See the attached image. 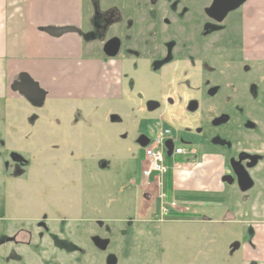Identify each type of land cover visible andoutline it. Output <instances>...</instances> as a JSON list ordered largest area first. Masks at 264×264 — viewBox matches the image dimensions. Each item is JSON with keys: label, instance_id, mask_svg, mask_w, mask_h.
Returning a JSON list of instances; mask_svg holds the SVG:
<instances>
[{"label": "rangeland", "instance_id": "obj_1", "mask_svg": "<svg viewBox=\"0 0 264 264\" xmlns=\"http://www.w3.org/2000/svg\"><path fill=\"white\" fill-rule=\"evenodd\" d=\"M37 2L54 10L69 7L67 0L63 4L48 0ZM97 2L96 7L91 0H71L73 7L84 5L80 27L86 33L94 32L97 11L104 13L115 7L121 10L123 21L109 29L108 39L118 31L127 33L128 20L133 21L132 28H135L136 15L146 13H137V0ZM252 3L253 0H248L244 7ZM67 11L73 20L79 21L77 11L71 8ZM237 14H241V9ZM70 34L79 36V33H67L64 37ZM68 39L65 45L71 42L74 49L78 41ZM98 44L82 37L81 58L108 61L109 57L99 50ZM124 67L129 77L121 87L119 83L113 84L109 97L93 101L57 100L48 96L39 103L40 100H29L15 90L18 81L23 83L26 79L30 88L33 80L20 74L7 85L6 67L3 60L0 61V141L22 151L34 167H40L34 174L49 181L46 189L40 186L33 190V185L29 189L20 181L5 188L2 164L7 153L0 145V264L242 263L243 247L232 253V243L252 244L255 236H249L247 229L255 232L257 228L253 223L242 228L241 221H259L255 216L249 219L245 206L234 220L210 233L209 224L204 223L201 216L214 213L208 206L199 209V216L173 213L166 217L170 208L162 216L160 203L146 201V196L157 200L160 194L156 188L148 191L149 195L144 193L145 178L141 174L144 150L136 143L140 132L149 131L154 140L163 129H168L171 132L168 137L174 145L185 149L183 156L170 159L181 169L173 179L182 190L207 189L210 169L208 159L201 158L191 144L202 138L192 128L182 126L184 120L198 118L196 114L176 103L158 110L145 109L146 101H162L166 96L179 103V86L149 83L150 78L132 73L130 62H125ZM94 78L96 80V76ZM113 88L119 91L121 88L120 92L125 95L120 103L112 98ZM181 91L182 101L186 95L193 96L188 90ZM202 116L207 117L208 111L204 110ZM47 195L51 207L41 202ZM41 217L48 220L39 227ZM17 231L29 232L31 236L21 233L13 240Z\"/></svg>", "mask_w": 264, "mask_h": 264}, {"label": "flooded vegetation", "instance_id": "obj_2", "mask_svg": "<svg viewBox=\"0 0 264 264\" xmlns=\"http://www.w3.org/2000/svg\"><path fill=\"white\" fill-rule=\"evenodd\" d=\"M94 2L91 0L92 6L97 7V0ZM168 2L137 0V13H146L136 15L135 28H132L133 21L128 20L127 33L118 31L111 39L107 38L108 31L122 23V12L118 7L104 13L97 11L94 32L86 33L81 29L79 35L85 41L99 42V50L109 57L108 61H112V68L116 70L114 85L119 83L121 87L124 79L129 77L124 64L130 62L132 73L150 78L149 83L179 86L193 95H186L182 101V91L178 90L179 103L171 96L163 97L162 101L150 99L145 103L146 110H158L176 103L187 112L196 114L198 118H188L182 126L192 128L202 138L191 144L195 152L208 159L209 163L207 189L189 187L182 190L176 179L171 178L173 187L170 194L165 187L167 201L164 203L172 202L175 206L170 208L166 217H171L173 213L176 216H199V209L208 206L214 213L201 216L203 222L209 224L211 233L214 228L234 220V216L245 206L249 219L255 216L259 221H241L242 228L251 223L257 228L255 232L249 227L247 229L249 236H255L252 244L244 241L232 243V253L243 247L244 264L247 251L253 250L250 248L255 244L258 231L264 230V29L261 25L247 26L249 17L257 14L255 10L251 16L246 14L250 11L244 3L220 14V10L211 9L214 4L218 5L219 0ZM224 3L235 5V0ZM239 9L241 14H237ZM150 73H153L152 76ZM117 75L120 78L118 81ZM23 81H18L16 86L31 89L28 81ZM120 91L113 88L112 98L117 103L125 96ZM204 110L208 111L207 117L202 116ZM150 139L149 131L138 134L136 143L140 150L145 149L141 144ZM8 144L0 141L7 153L2 164L6 175L5 188L7 185L13 187L20 181L28 188L33 185V190L40 186L46 189L49 181L34 174L40 167H34L22 151ZM7 149L10 151L7 152ZM173 178H177L176 175ZM48 196L43 197L41 202L51 207ZM179 196L183 198L178 199ZM146 199L151 203H160L158 199L150 200L149 196ZM47 220L41 217L39 227ZM21 233L31 236L29 232ZM21 233L17 231L13 240ZM243 238L244 235L241 240ZM213 240L216 242L215 236ZM247 263L264 264V260Z\"/></svg>", "mask_w": 264, "mask_h": 264}, {"label": "crops", "instance_id": "obj_3", "mask_svg": "<svg viewBox=\"0 0 264 264\" xmlns=\"http://www.w3.org/2000/svg\"><path fill=\"white\" fill-rule=\"evenodd\" d=\"M63 4L66 0H48ZM68 9L77 11L79 21L65 8H45L37 0H0V61L6 67L4 78L7 85L22 75H28L45 92V99H89L96 101L109 97V90L116 81L112 61L81 58V36L68 35L78 42L73 49L70 37H54L50 29L73 27L81 29L83 7H73L67 0ZM249 10L256 11L257 19L249 17L247 26L261 25L264 29V0H253ZM261 13V15H260ZM66 36V34H65ZM75 53V54H74ZM96 76V80L95 77ZM117 76V81L119 80ZM8 88V87H7ZM107 90L105 93L104 91ZM253 250L247 251V261L264 260V230L259 233ZM243 262V261H242ZM243 264V263H242Z\"/></svg>", "mask_w": 264, "mask_h": 264}, {"label": "built area", "instance_id": "obj_4", "mask_svg": "<svg viewBox=\"0 0 264 264\" xmlns=\"http://www.w3.org/2000/svg\"><path fill=\"white\" fill-rule=\"evenodd\" d=\"M164 130V129H163ZM170 135V131L165 129L162 134L152 140L151 145L145 150L144 162L142 165V173L145 178L146 187L156 188L160 192V213L162 216L167 214L168 206H175V203H164L165 194L163 193V185L165 177L171 170H178V165L171 166L165 156V143ZM184 151L177 147L174 151V156L182 155Z\"/></svg>", "mask_w": 264, "mask_h": 264}, {"label": "water", "instance_id": "obj_5", "mask_svg": "<svg viewBox=\"0 0 264 264\" xmlns=\"http://www.w3.org/2000/svg\"><path fill=\"white\" fill-rule=\"evenodd\" d=\"M225 2H230V0H219V3L217 6H215V4L211 7V9H218L220 10V14L224 13L225 11H228V10H232L233 7L236 6V4H243L246 0H235V5L233 4H226L224 3ZM49 33L54 36V37H59V36H62L64 34H67V33H81L80 29H77V28H73V27H65V28H57V29H50L49 30ZM32 87H31V90L32 91L31 93L33 95H30V93L28 92L27 88L24 89L22 86H19V87H15V90L16 91H19L21 94H23L26 98H28L29 100L31 99H34V100H40V103L44 100L45 98V92L39 87V85L35 82H32L31 83ZM192 110L195 109V107H191ZM139 142H140V139H139ZM149 142L150 140L146 141L145 143L141 144V147L142 148H145L149 145ZM166 149H167V156L168 157H171L172 156V151H173V142L172 141H168L166 143Z\"/></svg>", "mask_w": 264, "mask_h": 264}, {"label": "trees", "instance_id": "obj_6", "mask_svg": "<svg viewBox=\"0 0 264 264\" xmlns=\"http://www.w3.org/2000/svg\"><path fill=\"white\" fill-rule=\"evenodd\" d=\"M113 12V11H112ZM111 12V13H112ZM171 178H172V176L171 175H169L167 178H166V190H167V193H171V190H172V187H173V183H172V181H171Z\"/></svg>", "mask_w": 264, "mask_h": 264}]
</instances>
